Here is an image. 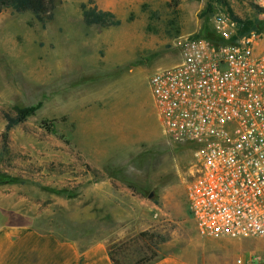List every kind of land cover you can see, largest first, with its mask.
<instances>
[{
  "label": "rangeland",
  "instance_id": "rangeland-1",
  "mask_svg": "<svg viewBox=\"0 0 264 264\" xmlns=\"http://www.w3.org/2000/svg\"><path fill=\"white\" fill-rule=\"evenodd\" d=\"M82 3L62 0L45 24L0 14V228L78 243L108 237L125 264L195 254L205 238L186 201L193 153L164 136L149 78L180 61L183 38L212 33L220 8L247 9L238 0H92L120 21L101 28L84 24ZM26 108L35 111L4 143V116Z\"/></svg>",
  "mask_w": 264,
  "mask_h": 264
},
{
  "label": "built area",
  "instance_id": "built-area-1",
  "mask_svg": "<svg viewBox=\"0 0 264 264\" xmlns=\"http://www.w3.org/2000/svg\"><path fill=\"white\" fill-rule=\"evenodd\" d=\"M238 1L245 17L212 16L221 44L183 38L180 61L149 78L164 136L193 153L186 201L202 238L264 239V0Z\"/></svg>",
  "mask_w": 264,
  "mask_h": 264
},
{
  "label": "crops",
  "instance_id": "crops-1",
  "mask_svg": "<svg viewBox=\"0 0 264 264\" xmlns=\"http://www.w3.org/2000/svg\"><path fill=\"white\" fill-rule=\"evenodd\" d=\"M108 239L90 243L62 241L51 230L12 225L0 228V264H115L114 260L125 264L113 253L120 243H110ZM201 241L195 254L160 252L145 264H264V239Z\"/></svg>",
  "mask_w": 264,
  "mask_h": 264
},
{
  "label": "trees",
  "instance_id": "trees-1",
  "mask_svg": "<svg viewBox=\"0 0 264 264\" xmlns=\"http://www.w3.org/2000/svg\"><path fill=\"white\" fill-rule=\"evenodd\" d=\"M91 1L92 0H88V4H91ZM61 2L62 0H0V14L6 9H10L13 13L17 14L30 13L33 15L36 21L41 24H45L53 20L55 11ZM88 4L82 3L80 5L82 19L85 25L98 26L101 28H109L120 25V21L112 12L103 11L97 7H89ZM195 37L204 38L215 45L222 43V41L217 38L214 32L209 33L206 30H203L200 35ZM34 111L35 108H26L18 110L15 116H4L6 125L1 136L4 143L8 141L10 130L16 125L21 124ZM151 260V257L146 259L141 258L137 260L135 264H145ZM114 263L119 264L115 260Z\"/></svg>",
  "mask_w": 264,
  "mask_h": 264
},
{
  "label": "water",
  "instance_id": "water-1",
  "mask_svg": "<svg viewBox=\"0 0 264 264\" xmlns=\"http://www.w3.org/2000/svg\"><path fill=\"white\" fill-rule=\"evenodd\" d=\"M151 196V195H150Z\"/></svg>",
  "mask_w": 264,
  "mask_h": 264
}]
</instances>
